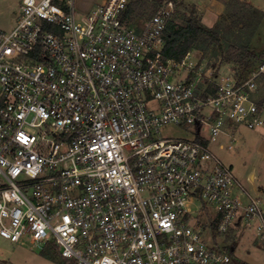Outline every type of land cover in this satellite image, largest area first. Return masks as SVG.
<instances>
[{
	"label": "built area",
	"instance_id": "obj_1",
	"mask_svg": "<svg viewBox=\"0 0 264 264\" xmlns=\"http://www.w3.org/2000/svg\"><path fill=\"white\" fill-rule=\"evenodd\" d=\"M134 1L83 13L22 0L0 28V236L54 247L60 264H237L193 207L216 208L217 234L245 226L264 245V205L211 148L264 129V61L225 75L192 51L166 57L185 0L142 25L127 16Z\"/></svg>",
	"mask_w": 264,
	"mask_h": 264
},
{
	"label": "rangeland",
	"instance_id": "obj_2",
	"mask_svg": "<svg viewBox=\"0 0 264 264\" xmlns=\"http://www.w3.org/2000/svg\"><path fill=\"white\" fill-rule=\"evenodd\" d=\"M22 0H0V28L12 29L16 20L13 13L20 10ZM245 3L256 7L264 14V0H185L178 8L174 21L184 25L190 16L200 19L203 26L209 29H219L222 38V49L208 46L200 40L192 52L203 61L221 66V74H232V69L238 68L232 63L222 62L224 52L230 46H242L247 44L251 50L264 51V17L257 19L253 25L245 30H240L245 12ZM151 11L145 16H137L134 19L136 25H142L150 16ZM264 91V90H263ZM185 131L176 127H169L163 131L164 137H186ZM235 135V141L227 134H222L217 142L211 143L213 152L233 170L236 178L255 198H259L264 205V129L250 130L245 127H236L235 131H227ZM226 146L224 149L220 146ZM232 146L231 149L228 146ZM201 202H196L193 207L194 219L199 226L204 228V237L210 246L228 245L236 248L233 256L250 264H264V245L253 241L255 233L248 227L241 226L231 229L227 235L217 234L215 228L208 225L211 220L207 216L214 217L217 210L213 206H206L200 211ZM198 209V211H197ZM202 210V209H201ZM214 235L217 236L214 237ZM215 238V239H214ZM252 242H255L253 244ZM61 259L53 260L42 255L41 251L30 245L13 244L0 236V264H60Z\"/></svg>",
	"mask_w": 264,
	"mask_h": 264
},
{
	"label": "trees",
	"instance_id": "obj_3",
	"mask_svg": "<svg viewBox=\"0 0 264 264\" xmlns=\"http://www.w3.org/2000/svg\"><path fill=\"white\" fill-rule=\"evenodd\" d=\"M162 1L163 0H136L130 5L127 16L134 21L137 16H145L148 10L151 11V16L155 13ZM244 7L246 9L245 12H249L251 16H246L247 14H244L243 18H245L246 21L244 19L242 20V26H239L240 30H245L253 25V22L257 19L256 17H260L259 19L264 17V14L251 4L245 3ZM166 39V57L175 58L177 60H181L189 51H192L200 40L208 46L222 49V38L219 29H209L203 26L200 19L196 16L187 18L184 25H179L177 22L173 21L166 31ZM224 61L232 63L242 74L247 75L264 61V51L257 52L251 50L247 44L242 46H230L228 50L224 52L222 62ZM41 253L43 256L53 260H58L60 258L58 251L54 247H49ZM233 254L234 252L232 251L231 255L233 256Z\"/></svg>",
	"mask_w": 264,
	"mask_h": 264
},
{
	"label": "crops",
	"instance_id": "obj_4",
	"mask_svg": "<svg viewBox=\"0 0 264 264\" xmlns=\"http://www.w3.org/2000/svg\"><path fill=\"white\" fill-rule=\"evenodd\" d=\"M106 1L107 0H76V7L80 12L86 13L90 11L92 8L101 5L105 3ZM13 17H14V13H13ZM253 241L258 242L255 238ZM255 242H252V243L255 244ZM235 251H236V248L234 249V252ZM234 258L237 264H250L248 262L239 260V258L235 257V255H234Z\"/></svg>",
	"mask_w": 264,
	"mask_h": 264
}]
</instances>
